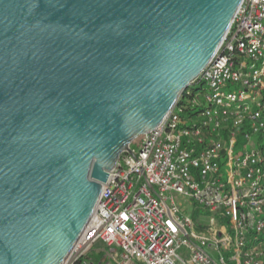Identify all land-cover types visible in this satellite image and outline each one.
<instances>
[{"label":"water","instance_id":"1","mask_svg":"<svg viewBox=\"0 0 264 264\" xmlns=\"http://www.w3.org/2000/svg\"><path fill=\"white\" fill-rule=\"evenodd\" d=\"M241 1L0 0V264H62Z\"/></svg>","mask_w":264,"mask_h":264},{"label":"built area","instance_id":"2","mask_svg":"<svg viewBox=\"0 0 264 264\" xmlns=\"http://www.w3.org/2000/svg\"><path fill=\"white\" fill-rule=\"evenodd\" d=\"M225 35L194 83L206 105L129 145L62 264H264V0Z\"/></svg>","mask_w":264,"mask_h":264},{"label":"trees","instance_id":"3","mask_svg":"<svg viewBox=\"0 0 264 264\" xmlns=\"http://www.w3.org/2000/svg\"><path fill=\"white\" fill-rule=\"evenodd\" d=\"M194 85H197L194 84ZM199 86V85H198ZM195 95V93L193 94V91H191L190 93H187L186 90H184L181 95H180V98L178 99V102H177V106L179 108H183V111L181 112V116L184 117L185 115L189 114H193L195 111L198 112L199 109L197 108H190L189 104H190V101L192 100L193 96ZM90 258H92V255H88ZM101 258H102V255H99L95 258H93L92 260V263L91 264H101Z\"/></svg>","mask_w":264,"mask_h":264},{"label":"rangeland","instance_id":"4","mask_svg":"<svg viewBox=\"0 0 264 264\" xmlns=\"http://www.w3.org/2000/svg\"><path fill=\"white\" fill-rule=\"evenodd\" d=\"M191 91H193V94L195 93V95L197 96V100L201 103L202 107L206 105L205 99H204V96L206 95V90L203 86L201 87L198 85H194L186 89L187 93H190ZM95 250L96 248L93 249L92 254H94Z\"/></svg>","mask_w":264,"mask_h":264},{"label":"crops","instance_id":"5","mask_svg":"<svg viewBox=\"0 0 264 264\" xmlns=\"http://www.w3.org/2000/svg\"><path fill=\"white\" fill-rule=\"evenodd\" d=\"M101 247H102L101 244H98V245H97V248H101Z\"/></svg>","mask_w":264,"mask_h":264}]
</instances>
